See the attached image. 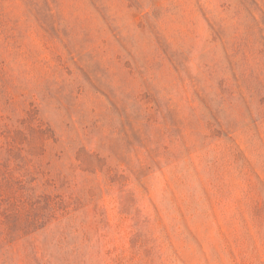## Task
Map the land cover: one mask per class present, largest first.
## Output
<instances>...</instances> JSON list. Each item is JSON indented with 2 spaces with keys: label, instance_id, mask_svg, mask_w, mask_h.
<instances>
[{
  "label": "rangeland",
  "instance_id": "obj_1",
  "mask_svg": "<svg viewBox=\"0 0 264 264\" xmlns=\"http://www.w3.org/2000/svg\"><path fill=\"white\" fill-rule=\"evenodd\" d=\"M0 264H264V0H0Z\"/></svg>",
  "mask_w": 264,
  "mask_h": 264
},
{
  "label": "crops",
  "instance_id": "obj_2",
  "mask_svg": "<svg viewBox=\"0 0 264 264\" xmlns=\"http://www.w3.org/2000/svg\"><path fill=\"white\" fill-rule=\"evenodd\" d=\"M247 92H249V91H247ZM248 94V93H247ZM248 96H249V94H248ZM249 103H250V100H249ZM242 156V160L244 161V163L246 164V148H244V150H243V154L241 155Z\"/></svg>",
  "mask_w": 264,
  "mask_h": 264
}]
</instances>
